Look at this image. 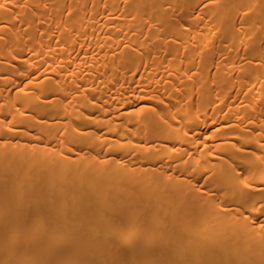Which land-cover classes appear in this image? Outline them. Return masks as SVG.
I'll return each mask as SVG.
<instances>
[{"label": "bare ground", "instance_id": "1", "mask_svg": "<svg viewBox=\"0 0 264 264\" xmlns=\"http://www.w3.org/2000/svg\"><path fill=\"white\" fill-rule=\"evenodd\" d=\"M0 264H264V0H0Z\"/></svg>", "mask_w": 264, "mask_h": 264}]
</instances>
